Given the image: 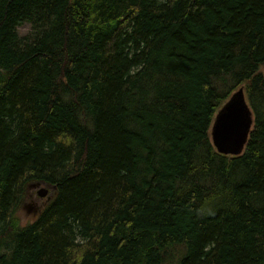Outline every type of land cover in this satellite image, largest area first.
I'll return each instance as SVG.
<instances>
[{"label":"trees","instance_id":"obj_1","mask_svg":"<svg viewBox=\"0 0 264 264\" xmlns=\"http://www.w3.org/2000/svg\"><path fill=\"white\" fill-rule=\"evenodd\" d=\"M263 68L264 0H0V264H264Z\"/></svg>","mask_w":264,"mask_h":264},{"label":"water","instance_id":"obj_2","mask_svg":"<svg viewBox=\"0 0 264 264\" xmlns=\"http://www.w3.org/2000/svg\"><path fill=\"white\" fill-rule=\"evenodd\" d=\"M255 123L254 112L250 106L244 87L232 93L217 112L212 127L211 139L217 152L222 155L240 156L244 153ZM30 188H39L38 195L52 196L48 186L34 184ZM54 188V187H53Z\"/></svg>","mask_w":264,"mask_h":264},{"label":"rangeland","instance_id":"obj_3","mask_svg":"<svg viewBox=\"0 0 264 264\" xmlns=\"http://www.w3.org/2000/svg\"><path fill=\"white\" fill-rule=\"evenodd\" d=\"M29 30L30 28L28 25H24L19 28V32L21 35L27 34ZM262 71H264V68ZM38 192H39V188H31L29 197L19 213L23 224L31 222L36 218L37 214L34 211L35 208L42 210L48 203L47 196L49 195H47L44 198H41L39 197ZM49 194L52 196L51 189H49Z\"/></svg>","mask_w":264,"mask_h":264},{"label":"flooded vegetation","instance_id":"obj_4","mask_svg":"<svg viewBox=\"0 0 264 264\" xmlns=\"http://www.w3.org/2000/svg\"><path fill=\"white\" fill-rule=\"evenodd\" d=\"M38 209L37 208H35V212L37 211Z\"/></svg>","mask_w":264,"mask_h":264}]
</instances>
